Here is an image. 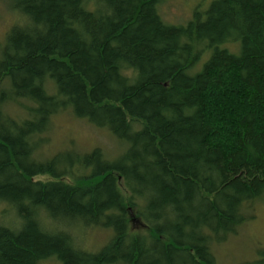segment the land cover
Instances as JSON below:
<instances>
[{"label": "trees", "instance_id": "trees-1", "mask_svg": "<svg viewBox=\"0 0 264 264\" xmlns=\"http://www.w3.org/2000/svg\"><path fill=\"white\" fill-rule=\"evenodd\" d=\"M163 1L0 0V264H217L264 203V0ZM60 114L122 152L40 153Z\"/></svg>", "mask_w": 264, "mask_h": 264}, {"label": "rangeland", "instance_id": "rangeland-1", "mask_svg": "<svg viewBox=\"0 0 264 264\" xmlns=\"http://www.w3.org/2000/svg\"><path fill=\"white\" fill-rule=\"evenodd\" d=\"M209 3L210 0H164L159 6V11L164 20L178 24L186 22L197 5L206 9ZM14 20V16L9 15L7 6L0 4V37ZM70 145L82 151L100 146L110 158L118 157L123 150L122 145L107 131L94 128L84 120H75L69 115L60 114L54 118L49 145L43 146L40 153L52 155ZM107 237L108 231L87 229L78 242L87 250H95ZM213 253L217 264H263L264 203L255 204L254 218L245 222L236 234L230 235L217 247L214 246ZM38 264L58 263L50 258L39 261Z\"/></svg>", "mask_w": 264, "mask_h": 264}]
</instances>
